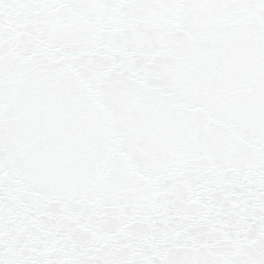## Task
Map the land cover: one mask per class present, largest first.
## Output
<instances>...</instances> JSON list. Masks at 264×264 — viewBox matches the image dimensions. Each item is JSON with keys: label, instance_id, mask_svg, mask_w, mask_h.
Here are the masks:
<instances>
[{"label": "water", "instance_id": "95a60500", "mask_svg": "<svg viewBox=\"0 0 264 264\" xmlns=\"http://www.w3.org/2000/svg\"><path fill=\"white\" fill-rule=\"evenodd\" d=\"M0 264H264V126L145 156L0 171Z\"/></svg>", "mask_w": 264, "mask_h": 264}]
</instances>
